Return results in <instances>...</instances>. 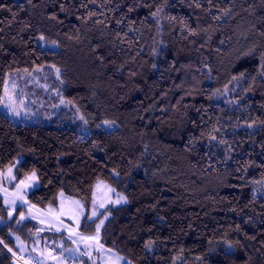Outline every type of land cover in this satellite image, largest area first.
Masks as SVG:
<instances>
[{
	"label": "trees",
	"instance_id": "1",
	"mask_svg": "<svg viewBox=\"0 0 264 264\" xmlns=\"http://www.w3.org/2000/svg\"><path fill=\"white\" fill-rule=\"evenodd\" d=\"M0 5V104L10 79L41 112L59 94L91 119L83 131L0 111V189L2 171L15 165L16 181L39 178L29 204L58 206L63 192L88 212L104 180L127 202L100 212L108 217L100 243L126 262L264 264V0ZM40 35L57 49L43 48ZM37 229L36 220L10 217L0 192V239L16 253L0 244V264H35L52 251L48 239L66 235ZM78 230L91 235L95 223L83 218ZM82 256L57 264L92 263Z\"/></svg>",
	"mask_w": 264,
	"mask_h": 264
},
{
	"label": "rangeland",
	"instance_id": "2",
	"mask_svg": "<svg viewBox=\"0 0 264 264\" xmlns=\"http://www.w3.org/2000/svg\"><path fill=\"white\" fill-rule=\"evenodd\" d=\"M41 36L38 38L39 44L43 47H50L53 49H57L58 45L57 43H53V41H48L44 37L41 39ZM56 70L58 68H55ZM57 73V71H56ZM60 74V70H59ZM15 83V82H14ZM7 87L8 95L5 94V89ZM18 84L15 83V87H13V81L8 79L5 83L3 95H2V101L0 104V111L4 112L8 116H10L14 120H24L26 122H49L53 119L58 120L59 122H63L67 125H75L79 129L83 131H88L91 119L85 114L82 107L77 104L76 102H73L69 99H67L64 96L57 95L56 98H58L55 102L57 103V107L55 109H51L49 112H41V109L39 105L36 104L33 98L29 99L25 94H22L18 90ZM11 96L12 100L15 102L13 104V107H15L16 111L19 112V115H16L15 113L9 111L8 107L5 105L9 102L8 97ZM60 96V97H59ZM64 101L63 103L61 101ZM20 101H23V104L20 103ZM71 102V103H69ZM109 123H105V122ZM62 123V124H63ZM100 126L111 129L113 127H116L118 124L115 121L110 120H102L99 123ZM12 167V166H9ZM7 167L5 170L1 173V188L0 192L2 194L4 203L8 207V210L12 212V216L18 215L19 220H26V219H33L39 222L40 228L43 230H51L54 232L56 231V228H61L60 232L62 233L66 231L65 236H58L57 239H48V246H51L53 249L52 251L47 250V252H43V257L41 259H38L42 262V264H50L51 259L49 257V252L53 253V251L56 249L58 251V254L53 255L56 256L57 259L53 260L55 264L63 260L72 259L77 260V262L82 263L86 260L85 256H82L80 253L81 248H85V250L88 252L89 260L92 262L91 264H113L114 259L116 256L122 257L123 260L119 261L118 264H126V261L124 257L118 253L115 250H111V252L107 251L108 249L103 250H97L95 246L93 247H87L85 246V243L79 240V236H72L69 238L68 230L64 227V225H67L69 228H76V224L72 219H69V216L73 215L75 213V206L73 205V201H79L80 204L84 205L82 201L74 196L66 195L63 193V196H59V205L58 206H47L45 210H41L40 208L29 204L26 200V196L29 191L39 186V179L36 182V187L34 188H25L24 189V201L21 202L20 200H16L15 205H12L10 203H6V199L8 201H11L14 199V193L16 191V185L19 183L20 180L25 179L27 176H30L31 173H29L24 178L16 181L15 179H10L7 175ZM12 175L15 176V169L13 167ZM97 185H100L98 188ZM113 189L114 191H108V189ZM7 190L5 192L4 190ZM121 196L126 197L123 193L117 191L114 187L109 185L104 180H98L94 187V193H93V199L95 198V204H93L92 201V207L90 211H86V207L84 205L83 212L85 216L91 215L93 209L98 213L97 223H99V220L104 219V216H107V214L99 215L101 211H103L107 206L109 205H118L115 203ZM127 200V198H126ZM103 203L104 207L101 208L100 204ZM124 203V201H121L119 204ZM62 205V208H61ZM19 206H22V209L20 211H17V208ZM63 210L64 215H60L61 211ZM21 214L24 215L25 219H21ZM59 216L60 220H63V225H61L58 221L55 220V217ZM35 217V218H33ZM83 216L80 217V224L83 220ZM105 221V220H104ZM54 223V227H49L50 224ZM79 230L77 229V232ZM82 235H86L84 233H80ZM94 234V233H93ZM92 235V234H91ZM87 236V235H86ZM73 240H76L77 243H73ZM76 249H79L78 251ZM82 252V250H81ZM41 253V252H40ZM83 253V252H82ZM19 257H22L23 263H24V257L22 254H17V259ZM37 264V263H35Z\"/></svg>",
	"mask_w": 264,
	"mask_h": 264
},
{
	"label": "snow or ice",
	"instance_id": "3",
	"mask_svg": "<svg viewBox=\"0 0 264 264\" xmlns=\"http://www.w3.org/2000/svg\"><path fill=\"white\" fill-rule=\"evenodd\" d=\"M92 2L94 3L95 0H92ZM28 3L31 4L32 3V0H28ZM209 3H211V0H209ZM0 7H3V5H0ZM197 7H199V5H197ZM61 10L64 11L65 9H63V6H61ZM129 11H132V9L130 8ZM160 9H157L156 12H153L151 15L156 18L158 16V13H159ZM230 10H224L225 12V15L228 14ZM15 15V14H14ZM89 17H92V16H95L96 13L95 12H90L89 14ZM51 19H56L55 16H52L50 17ZM218 18V17H217ZM175 19V18H173ZM98 23H103V21H98ZM117 23H120L119 21ZM193 35H195L196 33L195 32H192ZM262 35H264V33H262ZM44 37L41 36V39H43ZM53 43H55V41H53ZM255 49H252L249 53H245V55H251L252 52H254ZM25 71H27V69H25ZM57 71V75H58V78H59V69L56 70ZM259 74L261 76H264V53L261 54V64H260V72ZM243 75V73L241 74ZM13 87H15V83L13 82ZM5 94L8 95V92H7V87L5 89ZM8 100L9 102L5 105L6 107H8L9 111L15 113L16 115H19V112L16 111L15 107H13V104L15 103L11 96L8 97ZM62 103L64 102L63 100L61 101ZM21 104H23V101H20ZM71 103V102H69ZM105 123H109V122H105ZM214 139V137H213ZM13 167H15V165H13L12 167H9L7 169V175L10 179H15V176L12 175V171H13ZM117 175H119L117 173ZM38 176H37V173L35 171H33L31 173L30 176H27L25 179H22L19 181V183L15 186L16 187V191L14 193V199H12L11 201H8L6 199V203H10L12 205H15L16 203V200H20L21 202H25L24 201V189L25 188H34L36 187V182L38 181ZM97 187L99 188L100 185H97ZM5 192H7V190L5 189L4 190ZM108 191H114L113 189H108ZM61 196H63V193H61ZM121 201H124L125 203L127 202L126 200V197H123L121 196L117 201H115V203L119 204ZM73 205L75 206V213L71 216H69V219H72L74 221V223L76 224V228L73 229V228H69L67 225H64V227L68 230V233H69V238H71L72 236H79V240L84 242L85 243V246L86 248L87 247H93L95 246L97 248V250H103L104 246L102 243H100V240H101V236H100V233H101V229L102 227L104 226V220H106L108 217L107 216H104V219H101L99 220V223H96V218L98 217V213L97 211L95 210V208L93 209L91 215H88V216H85L84 215V212H83V208H84V205L80 204L79 201H73L72 202ZM93 204H95V198L93 199ZM100 207L103 208L104 207V204L101 203L100 204ZM61 208H62V205H61ZM12 215V212L9 211V216ZM60 215H64V212L63 210L61 211ZM99 215H104L103 213H99ZM84 217V220L87 223H95V231H94V234L92 235H82V234H79L77 232V229L80 228L81 224H80V217ZM35 218V217H33ZM21 219H25L24 215L21 214ZM55 220L58 221L61 225H63V220H60L59 219V216L55 217ZM55 224L52 223L49 225V227H54ZM40 231H43V229H37V232H40ZM56 231L57 232H60L61 231V228L57 227L56 228ZM17 240H19V237H17ZM73 243H77L76 240H73ZM0 244H4V247L5 248H8V251L9 252H12L13 256L16 255L15 252H13V249L8 247L7 244L4 243V241L2 239H0ZM145 247H148V245H145ZM229 248H231V244L228 245ZM23 250V249H21ZM77 251L79 249H76ZM107 251L111 252V249H108ZM82 255H87V251L81 253ZM49 257L53 260H56L57 257L56 256H53L51 252H49ZM123 260L122 257H119V256H116L115 259H114V262L113 264H118L119 261ZM37 264H42L41 261H37ZM126 264H131L130 261L126 262Z\"/></svg>",
	"mask_w": 264,
	"mask_h": 264
},
{
	"label": "built area",
	"instance_id": "4",
	"mask_svg": "<svg viewBox=\"0 0 264 264\" xmlns=\"http://www.w3.org/2000/svg\"><path fill=\"white\" fill-rule=\"evenodd\" d=\"M18 260H22V257H19V256H18Z\"/></svg>",
	"mask_w": 264,
	"mask_h": 264
}]
</instances>
